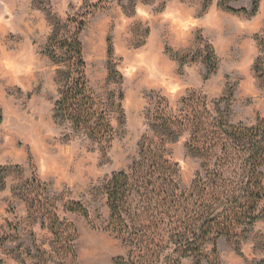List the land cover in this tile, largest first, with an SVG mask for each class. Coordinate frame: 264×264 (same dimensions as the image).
<instances>
[{"label":"rangeland","instance_id":"374dc122","mask_svg":"<svg viewBox=\"0 0 264 264\" xmlns=\"http://www.w3.org/2000/svg\"><path fill=\"white\" fill-rule=\"evenodd\" d=\"M224 1L0 0V167L8 170L0 189L1 264H114L126 256L127 246L106 230L102 185L131 167L148 110L162 107V98L173 115L195 94L213 114L229 103L230 125L264 119V0L253 16L226 9L251 11L253 0ZM76 31L90 92L114 130L105 152L53 119L61 67L45 49L53 32L69 38ZM208 45L217 63L209 77ZM189 139L186 130L167 145L182 190L202 164L189 153ZM261 172L264 185V167ZM71 202L89 217L69 213ZM258 215L239 249L225 238L217 242V257L209 247L210 262L264 264V199ZM54 221L67 232L53 236ZM57 239L68 242L69 253Z\"/></svg>","mask_w":264,"mask_h":264},{"label":"trees","instance_id":"16d2710c","mask_svg":"<svg viewBox=\"0 0 264 264\" xmlns=\"http://www.w3.org/2000/svg\"><path fill=\"white\" fill-rule=\"evenodd\" d=\"M226 9L253 16L259 0H253L251 11ZM79 35L76 31L66 38L53 32L45 49L51 61L61 67L53 119L105 152L111 148L114 130L90 92ZM205 51L203 63L209 77L217 70V63L209 45ZM108 55H113L110 42ZM194 96L182 101L178 115L170 112L165 98L162 107L157 104L153 113L148 110V130L138 144L137 158L128 171L113 173L103 182L109 212L106 230L128 249L114 264H182L186 259L192 264H213L206 253L209 247L211 256L217 257V242L225 238L239 249L259 220L258 207L264 199V119L252 127L230 125L229 103L224 111L218 108L213 114L205 97L198 95L197 102ZM186 130L190 134L188 151L202 164L190 189L182 190L179 169L168 158L167 145L178 141ZM7 171L0 167L1 190ZM65 209L89 217L78 202L67 204ZM67 230L68 226L58 221L50 228L55 237ZM55 245L70 252L66 241L57 239Z\"/></svg>","mask_w":264,"mask_h":264}]
</instances>
